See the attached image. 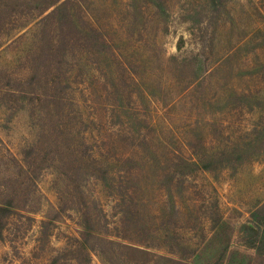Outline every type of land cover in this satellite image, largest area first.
I'll return each instance as SVG.
<instances>
[{"label":"rangeland","instance_id":"obj_1","mask_svg":"<svg viewBox=\"0 0 264 264\" xmlns=\"http://www.w3.org/2000/svg\"><path fill=\"white\" fill-rule=\"evenodd\" d=\"M26 61L0 264H264V0H0V89Z\"/></svg>","mask_w":264,"mask_h":264},{"label":"trees","instance_id":"obj_2","mask_svg":"<svg viewBox=\"0 0 264 264\" xmlns=\"http://www.w3.org/2000/svg\"><path fill=\"white\" fill-rule=\"evenodd\" d=\"M51 6V5H50ZM55 11V8H53L50 13H53ZM42 14V13H41ZM50 14L46 16L49 17ZM25 59V57H24ZM30 58L28 57V60ZM23 68L25 70V73L29 71V67L27 66V61L25 65L23 64ZM23 77L14 78L11 81L7 80V84L4 86V89H0V92L5 91V94H8V99L10 101L15 100L18 96L25 97L28 94V90L26 87L27 83V73L26 75H22ZM53 75L51 78H54ZM3 78H12L10 72H4ZM5 79V80H6ZM1 209V208H0ZM263 212H264V204L260 209H255L254 214L256 213V221L251 222L247 225V230H252V234L248 239V242L251 246L255 248V250L264 257V219H263ZM260 234H263V238L261 239L259 236Z\"/></svg>","mask_w":264,"mask_h":264}]
</instances>
